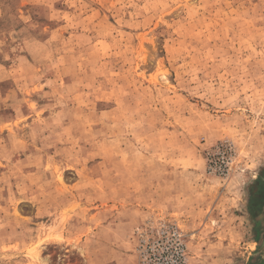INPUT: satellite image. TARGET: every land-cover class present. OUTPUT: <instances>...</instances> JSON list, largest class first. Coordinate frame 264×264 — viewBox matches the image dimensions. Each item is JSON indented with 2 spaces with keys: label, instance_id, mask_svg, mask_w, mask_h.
Returning a JSON list of instances; mask_svg holds the SVG:
<instances>
[{
  "label": "rangeland",
  "instance_id": "rangeland-1",
  "mask_svg": "<svg viewBox=\"0 0 264 264\" xmlns=\"http://www.w3.org/2000/svg\"><path fill=\"white\" fill-rule=\"evenodd\" d=\"M0 264H264V0H0Z\"/></svg>",
  "mask_w": 264,
  "mask_h": 264
},
{
  "label": "bare ground",
  "instance_id": "bare-ground-1",
  "mask_svg": "<svg viewBox=\"0 0 264 264\" xmlns=\"http://www.w3.org/2000/svg\"><path fill=\"white\" fill-rule=\"evenodd\" d=\"M41 245V243H39V246Z\"/></svg>",
  "mask_w": 264,
  "mask_h": 264
}]
</instances>
